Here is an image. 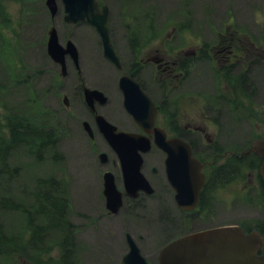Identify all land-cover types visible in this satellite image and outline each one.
Instances as JSON below:
<instances>
[{"label": "rangeland", "instance_id": "rangeland-1", "mask_svg": "<svg viewBox=\"0 0 264 264\" xmlns=\"http://www.w3.org/2000/svg\"><path fill=\"white\" fill-rule=\"evenodd\" d=\"M98 1L110 9L112 39L123 60L130 61L132 58L129 49L130 31L146 27L148 20H141L144 16H155L154 27L161 35L159 39L147 46V49L157 47L166 50V42L169 39L175 40V44H180L182 38L178 34L184 27L189 30L190 49H196L204 41L214 42L216 30H221L229 10L233 12V16H236V23L240 27L249 30L248 32L254 30L251 33L254 40L264 44V7L262 6L264 0ZM57 2L61 11L56 12L55 19L52 18L50 21L53 22L60 41L72 40L78 49L81 61L92 62L95 66L100 64V67H103L105 60L94 29L86 23L66 26L58 17L64 15L62 2L61 0H57ZM185 13L189 16H183ZM50 16L44 0H0V87H2L0 89V138L4 143L8 140L5 126L11 120L9 108L21 110L22 105L27 103L25 99L28 101V98L32 97L25 88V84L13 87L10 83L12 75L20 73L21 69L26 74L27 67L32 71L30 73L32 80L29 79V82L33 91L36 92L33 94L35 101L28 106V121L32 123L33 120L36 121V118L47 115L49 127L56 131L55 147L43 148L40 161H36L22 147L7 156V171L12 172L13 176L8 178L7 174L3 180L0 176V201L4 199L9 203L8 207L3 202L1 203L3 205V208L0 207L1 226L15 233V236L21 234L22 242H28V224L21 209H15L14 206L16 204L19 207H28L32 203L33 194L37 191V181L52 177L66 188L69 219L76 230L75 242L80 264H119L118 257L125 250V240L121 236L123 228H129L133 232L143 235L141 243L138 240V245L142 247L143 252H152L154 255L167 242L186 231L180 227L172 229L171 226H168L167 228L165 223L156 218L154 209L156 205L160 203L170 207V203L167 201L168 196L162 190L157 191L158 199L148 200V209L139 210L140 212L136 213L130 212L131 214L123 212L115 218H109L104 214L99 220L98 215L104 213L99 198L101 175L100 170L94 165L90 148L94 147L95 150L98 148L97 151H99L102 139L99 138L89 144L88 138L78 123L79 117H82L83 114L76 116V120L72 124L69 121V112L61 109V95L55 88L56 84L53 83L55 77L50 73L54 72V68L47 59L45 46L41 44L44 31L46 30V36L50 28L48 20L51 19ZM251 16H257V20H253ZM29 27L30 31H34L33 35L29 32ZM173 29L175 30L173 31ZM141 50H138L137 55H141ZM246 66L249 67V77L255 78L254 85L258 86V91L255 94L257 96L261 90H264V64L253 60ZM196 71L195 74H190L191 95L189 98H186V95L183 97L185 91L181 89L175 91L169 98L166 96L169 105H172L174 101V107L179 114V116L173 114L176 119H182L183 114L192 113L199 108L201 98L204 101L209 99L212 109L216 107V96L221 91L218 82H216L215 73L208 67V62L203 61L198 63ZM149 72L152 73V69H149ZM145 75L150 82L148 75ZM22 78L24 80V77ZM87 84L102 90L112 98L113 106L109 110L103 111L111 120H116L114 116H118L116 110L120 105V96L117 95L112 84H107L103 69H95L94 78ZM148 89L155 97H160L163 91L169 92L163 89L160 81L155 88L148 87ZM263 102L264 94L262 93L259 100L255 98L253 101L254 107L252 111H248L249 114H238L234 117V115L223 113L222 122L229 132L226 133V129L221 130L219 123L214 137L219 143H222L223 147L227 148L228 152H232L234 143L238 144L241 141L245 143L248 140L247 146H249L252 139L264 136V109L260 107ZM243 104V108H246V103ZM168 109L170 112L174 110L172 107ZM215 110L212 115L217 118L220 108ZM31 113H33L32 117H30ZM55 122H58L60 126ZM116 123L119 125L118 122ZM66 126L67 133H61L59 128ZM124 127L128 130L132 129V125L129 123H125ZM53 155L55 157L52 159ZM118 181V185L121 187V180ZM238 189L236 185L226 187L222 189L221 195L223 199H226L229 195H236ZM246 196L250 197V195ZM247 197L244 200H238L234 207L221 199V215L217 217L219 219L212 222L207 220L206 226L263 220L261 210L255 209L256 207L251 203L247 204L251 201V198ZM10 204H13L12 208L9 207ZM133 214L137 215L134 216L136 222L140 221L142 215L153 217V220L147 221L144 217L138 226L127 221L128 217ZM176 216L178 217L177 214ZM202 223L204 222H197L196 226H191L189 223L187 232L196 229V227H202ZM137 236L134 234L135 238ZM30 250L28 248L25 258L22 256L24 260L20 261V264H55L57 262L55 247L40 256L39 263L32 262L33 253ZM35 255L37 254L35 253ZM151 264H154L152 260Z\"/></svg>", "mask_w": 264, "mask_h": 264}, {"label": "flooded vegetation", "instance_id": "flooded-vegetation-1", "mask_svg": "<svg viewBox=\"0 0 264 264\" xmlns=\"http://www.w3.org/2000/svg\"><path fill=\"white\" fill-rule=\"evenodd\" d=\"M58 17L63 21L62 16ZM48 20L50 21L52 19ZM52 23L53 22L50 21V24ZM147 32L151 37L149 43H147V39H139V41L142 42V45L138 44L140 49H142L140 51L141 55H137L138 47L135 49V46L130 44L129 49L132 54L130 61L121 59L118 51H116L120 59V67L105 57L103 67H100V64L95 66L92 62H83L81 59L77 62L68 61L66 64V71L63 74L60 72L62 84L60 85L59 92L62 96H66L68 99L69 109H67L66 112L70 113V123L76 120V116H81L83 114L82 117H79L78 123L80 124L82 132L88 138L89 144L99 138L102 139V146L99 151H97L98 148L96 150L94 147L90 148V152L94 159V165L100 170L99 173L101 175L99 198L104 213L98 215L99 220L104 214L109 218H115L123 212L136 213L140 212L139 210L148 209V200L158 199L157 191L162 190L168 196L167 201L170 203V207L159 203L157 211L163 213L157 217L160 222L165 223L167 228L168 226H171L172 229L175 227L186 229L189 223H191V226H196L198 225L197 222H204L202 223V229L207 227V220L212 222L219 219L217 217L221 215L220 202L221 199H223L221 195L222 187L236 185L239 189L246 188L247 183L240 185L237 184L238 157L231 158L230 164L224 165L230 157L223 156L222 143H218L214 136L216 127L219 123L221 125V130L226 129V132H229L222 122L221 117L223 113L234 115L235 117L238 114H244V111L253 109L252 103L249 102V95L253 92L252 84L248 83L245 88L246 92L241 96L237 92L236 82L239 78L243 79L245 76L249 77V67H247L246 64L247 60L253 55L254 45L245 37L239 39L238 37L240 36L237 32L225 30L223 34L217 36L213 44L190 49L189 30L184 29L182 30V34H178L182 38L180 44H175V40L169 39L166 42V50L157 47L147 49V46L156 41L153 40L155 32L153 19H151L150 28ZM136 33H140L139 36H141L143 30H137ZM242 36H244V34L241 35V37ZM45 40L46 36L45 33H43V40L41 43L43 44ZM112 42L115 46L113 39ZM256 54L260 62L264 64V47L258 49ZM202 61L205 63L208 62V67L215 73L216 82H218L220 86L219 89L222 91L216 96V107L212 109V105L209 104L208 100L204 101L203 98H201L199 108L192 113L183 114L182 119L173 118L169 124H164L166 129L162 128L166 134L167 140L175 138L182 140V142L190 147L193 157L201 163L200 170H197L204 175V183L198 193V198L194 207L191 209H184V206H190V204L185 203V205L183 204L180 206L177 203L175 183L168 181L165 172V158L167 155L164 149V141H161L160 139L155 140L153 133L149 132L148 135L151 139V143L148 151L142 153L141 171L148 179L154 192L152 195L140 193L137 198H133L124 193L122 184L123 195L121 209L114 215L110 214L107 211L106 200L103 195L102 175L109 171L114 175L115 180L117 175L122 181V171L118 152L103 139L99 131L97 116H103L106 121L112 123L121 131L143 133L124 108L123 93L119 86V79L122 76L130 77L132 80L140 84V87L149 95L155 105L160 106L163 101L167 100V98L164 97L168 96L169 98V96L179 89L185 91L183 97H185V95L186 98L190 97V74H195V72H197L196 67L198 63ZM98 68L103 69L105 78H107V84H112L115 87L117 95L120 96V105L116 110L118 116H114L116 118L114 121L118 122L119 125L111 120V118L103 111L105 109L109 110L110 107L113 106V103L112 98L102 90L100 91H102L107 97L104 103L94 101L92 105H88L86 102L85 89H95L94 87H90L87 83L94 78V71ZM149 69H152L153 72L150 73ZM145 74L148 75L150 82ZM250 79L253 82L255 78L250 77ZM159 81L161 85H167L168 91L170 92V94L169 92H166L161 95L163 98L161 102L158 101L151 93V90L148 89V87L155 88ZM244 98L247 99V101L244 100ZM243 103H246V108H243ZM169 107L174 109L172 111H175L176 116H179L174 107V101ZM219 108L220 113L219 115L216 113V118L212 114L215 113V109ZM239 108L241 109L238 110ZM76 111L78 112L76 113ZM84 122L89 125L92 137L85 130ZM125 123L131 124L132 129L128 130V128L124 127ZM155 126L159 127L157 118ZM213 146H216L218 154L215 152V155L212 157L203 156L206 153V150ZM127 152L131 155V151ZM168 152L172 158H174L176 154L182 155V151L175 149L173 146L168 147ZM100 154H103L104 156L100 157ZM247 178L250 183L253 180V174L249 172ZM195 184L196 183L193 185ZM239 189L236 195H229L226 199H223L226 203H229L231 207L237 205ZM186 202H188V198H186ZM164 213H166V215H164ZM133 215L137 216L135 214ZM144 217L146 216H141V218ZM146 220L151 221L153 218L149 219L146 217ZM215 226L216 225H213V227ZM121 234H123L124 239L126 234H129L137 244L138 240H140L141 243V240L143 239V235L135 233L129 228H123ZM134 234L138 235L137 238L134 237ZM139 248L145 256L147 264H151V260L154 264H157L156 254L153 255L152 252H143L140 246ZM126 250L127 246L125 247L124 253Z\"/></svg>", "mask_w": 264, "mask_h": 264}, {"label": "water", "instance_id": "water-1", "mask_svg": "<svg viewBox=\"0 0 264 264\" xmlns=\"http://www.w3.org/2000/svg\"><path fill=\"white\" fill-rule=\"evenodd\" d=\"M65 12V21L67 23H75L77 21L86 20L87 23L94 26L99 32L104 52L107 57L117 61L112 46L109 42L108 29V10L106 7L99 8L95 0H62ZM51 15L57 12L55 0H46ZM48 41V54L56 62H63V56L67 50L62 49L58 45L55 31L52 29ZM71 47L68 43L67 49ZM69 51H71L69 49ZM127 85L121 82L125 98L136 91V85L125 81ZM102 96L97 91H91L90 95ZM132 101V99H131ZM144 98L142 95H136L134 102L127 105L128 110L136 117L143 119L144 116ZM148 112V110H147ZM100 131L109 141L114 149L120 154L122 161V169L124 173V182L126 189L135 195L137 190H146L151 192L147 181L140 174V164L135 157L125 159L122 151L127 152L129 149L136 148V136L129 133H114L115 128L106 123L102 117H98ZM146 123V121H145ZM135 138V139H134ZM255 153L262 159L260 166V174L264 183V141L254 143ZM136 161V162H135ZM130 162H135L129 165ZM187 171L182 173L178 170V163L174 159L167 162V175L174 181L178 176L189 179ZM104 195L107 199L106 206L112 212L117 211L120 205V193L117 192L113 177L111 174L104 175ZM184 179V180H185ZM180 193H185L184 189H179ZM129 252L122 259L123 264H146L145 259L133 241L127 236ZM264 245L259 234L252 232L248 235L244 234L242 228L223 227L218 229H210L187 236L178 238L164 246L158 255V264H264V248L262 255L257 256V248Z\"/></svg>", "mask_w": 264, "mask_h": 264}, {"label": "trees", "instance_id": "trees-1", "mask_svg": "<svg viewBox=\"0 0 264 264\" xmlns=\"http://www.w3.org/2000/svg\"><path fill=\"white\" fill-rule=\"evenodd\" d=\"M15 78L14 83L19 84L20 78ZM33 101L35 100L32 93L31 103ZM26 106L23 105V110L18 112L13 109V117L10 116L11 120L5 126L8 140L4 143L0 138V174L8 172L6 158L19 147L24 148L36 161L41 160L43 148L55 147L56 132L49 128L48 119L38 118L35 124H30L27 120ZM32 116L33 113L30 114V117ZM54 157L55 155L52 159ZM36 188L33 203L29 207L14 206L15 209H21L28 224V242H22L21 234L15 236V233L6 230L0 223V264H20L27 256L28 248L33 253L32 262L39 263V257L54 247L57 251L55 264H79L75 227L68 218L69 201L65 194V186L49 177L38 180ZM5 201L7 200L2 202L8 207L9 203ZM1 203L0 207L3 208ZM9 207L12 208L13 204Z\"/></svg>", "mask_w": 264, "mask_h": 264}]
</instances>
